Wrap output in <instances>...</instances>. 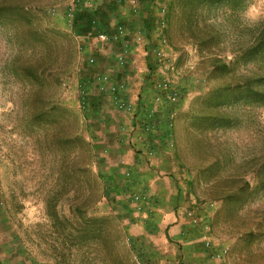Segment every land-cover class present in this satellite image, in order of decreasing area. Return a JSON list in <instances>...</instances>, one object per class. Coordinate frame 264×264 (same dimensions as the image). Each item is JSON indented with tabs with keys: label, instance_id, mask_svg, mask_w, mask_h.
Returning a JSON list of instances; mask_svg holds the SVG:
<instances>
[{
	"label": "rangeland",
	"instance_id": "rangeland-1",
	"mask_svg": "<svg viewBox=\"0 0 264 264\" xmlns=\"http://www.w3.org/2000/svg\"><path fill=\"white\" fill-rule=\"evenodd\" d=\"M98 2L0 0V264L160 263L152 244L128 229L127 200L137 190L125 194L107 170L126 162L115 152L125 131L94 77L111 72L124 46L96 37L113 35L119 18L93 22L88 34L75 24L77 12ZM114 3L104 0L107 10H118ZM168 4L166 42L156 24L140 25L138 56L113 77L152 91L168 77L178 93L175 104L164 103L173 111L165 152L180 191L204 206L197 256L264 264V104L236 89L259 86L253 79L264 75V0ZM158 47L169 66L157 64Z\"/></svg>",
	"mask_w": 264,
	"mask_h": 264
},
{
	"label": "crops",
	"instance_id": "crops-1",
	"mask_svg": "<svg viewBox=\"0 0 264 264\" xmlns=\"http://www.w3.org/2000/svg\"><path fill=\"white\" fill-rule=\"evenodd\" d=\"M100 3L96 4L92 10L95 14H100L107 6L104 4V0ZM118 6V10L110 8L109 15L111 17L118 16L117 22L121 21L127 26L129 24L131 32H135L140 25H145L147 14L142 6L140 14H134L131 9L123 12L122 7ZM136 16H138L137 19H135ZM113 23L111 25H115ZM105 25L108 26V24ZM96 39L101 41L98 37ZM132 43L133 50L128 55L129 65L134 63L136 52L139 51L137 46L140 45L133 41ZM115 61V65L108 69L111 71L108 73L112 76L118 75L117 68L120 64L117 62V57ZM138 65L142 69L143 66H146L144 61H140ZM134 67L136 66L134 65ZM140 77L142 79L143 75ZM123 82L128 84L126 94L122 93L118 98L112 97L109 93L101 92V94L106 99L109 97L111 104L119 110L120 127L123 123L122 129L125 131L121 134V142L116 145L115 152L119 153V156L123 155L126 162L124 164L122 161H118L117 164L107 163V170L111 176L117 173L118 177L123 180L125 194L126 189L130 188L147 197L145 202L138 203L129 195L127 202L131 207L129 209L131 222L128 224V229L134 236L152 244V249L160 259L159 264H205L202 261L203 258L197 256L204 246L205 232L201 228L203 226L201 215L204 213L202 207L204 206L195 204L196 202H192L193 200L186 193L180 191L182 187L178 186V181L173 177L175 166L168 160L167 152H165L169 147L167 134H164L167 131L163 132L160 127L165 125L169 129L172 126L173 111H169L164 103L156 100L157 92L152 91L146 82L133 83L129 78H124ZM120 97L131 104L132 112L120 109L118 102ZM149 111L155 112L156 117L161 118L159 122L162 124L159 123L152 132L148 133L144 131V125L148 119ZM127 172H130V175H127ZM169 184L174 185L172 187ZM207 209L208 207L205 208V212Z\"/></svg>",
	"mask_w": 264,
	"mask_h": 264
},
{
	"label": "built area",
	"instance_id": "built-area-1",
	"mask_svg": "<svg viewBox=\"0 0 264 264\" xmlns=\"http://www.w3.org/2000/svg\"><path fill=\"white\" fill-rule=\"evenodd\" d=\"M119 3V5L125 9L126 11L131 9L134 14H140L141 6L146 10L147 17L152 16L155 19L156 22V29L161 34L159 38H162V44L166 42V39L164 37L163 31L166 28V16L169 9V0H115ZM74 9V8H73ZM148 10V11H147ZM74 11L71 13V16L73 17ZM95 25H97L99 22L98 20L93 21ZM98 39L105 43H110L112 41L121 42L123 44V49L117 54V62L121 66H125V64L128 62V53H130V47L129 43L131 41L135 42L136 44H141L145 39L144 33L142 30H137L135 32H131L129 27H127L123 22H117L115 24V30L114 34L110 35L107 32H101L97 35ZM132 37V39H130ZM167 55V52L164 50L163 47H158L155 50V56L156 61L159 66H169V63H166L165 57ZM90 64L94 65L95 58L90 57L89 59ZM94 81L102 93H109L112 95V97H119L120 94H126L128 92V84L123 81H117L113 78V76L108 73H97L94 77ZM153 88L155 89L156 93V100L162 103H166L169 101L172 104H175L178 101V93L174 90V86L169 80L168 77L161 78L159 80H155L153 82ZM124 98L118 101L120 109L125 112H132L133 107L131 104H129L127 101L123 100ZM155 112H150L148 114V123L144 125V131L145 132H152L155 127L157 126V121ZM172 133L169 132L167 134V137H171ZM168 146L171 148L173 146L172 140L168 142ZM127 175H130V172H127ZM131 197L135 202L143 203L147 200V197L139 192H134ZM207 227V226H206ZM207 245H210L211 243L208 241L206 242Z\"/></svg>",
	"mask_w": 264,
	"mask_h": 264
},
{
	"label": "trees",
	"instance_id": "trees-1",
	"mask_svg": "<svg viewBox=\"0 0 264 264\" xmlns=\"http://www.w3.org/2000/svg\"><path fill=\"white\" fill-rule=\"evenodd\" d=\"M109 8V7H108ZM2 9V8H1ZM0 9V10H1ZM103 13V17L101 16V18H99V23L100 25L101 24H104V20L109 16V14L111 13V10L110 8L107 10V7L102 11ZM99 14V13H97ZM97 14H95L94 12L92 11H88V10H84L82 12H77L76 14V17H75V24L78 29V32L80 34H88L89 32L92 31V26H93V21L94 19L97 17ZM168 15V13H167ZM167 17V16H166ZM107 22V21H106ZM144 24L145 26L148 28V29H152L151 26H154L156 24L155 22V19L152 17V16H149L147 17V19L144 21ZM256 50L259 48L258 44L256 43ZM229 67L226 65V64H222L221 65V71L222 72H226V70H228ZM152 70V69H151ZM153 71V70H152ZM253 81L255 82L256 85H259V86H256L254 88H248L247 89H244L242 84H238L236 85V89L240 92V93H243V92H248L250 93L257 101H260L261 103L264 104V75L262 76H259V77H256L253 79ZM150 88V87H149ZM228 88V87H227ZM226 90V89H225ZM220 93V92H218ZM151 111H149L148 113H150ZM156 114V113H155ZM148 118V117H147ZM158 118V120H160L159 117H156ZM157 120V121H158ZM148 121V119H147ZM148 123V122H146ZM145 123V124H146ZM160 123V125L162 124L161 122L158 121L157 125ZM169 127V126H168ZM161 129H163V132L165 131V129L167 128H163V125L162 127H160ZM167 131V130H166ZM165 135L168 134V132L164 133ZM242 190H245L244 188Z\"/></svg>",
	"mask_w": 264,
	"mask_h": 264
}]
</instances>
